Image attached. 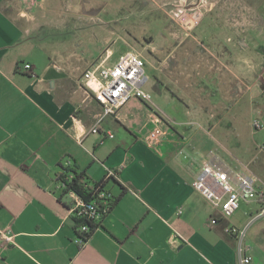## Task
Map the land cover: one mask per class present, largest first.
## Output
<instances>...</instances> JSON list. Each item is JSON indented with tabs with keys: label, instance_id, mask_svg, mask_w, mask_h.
I'll list each match as a JSON object with an SVG mask.
<instances>
[{
	"label": "crops",
	"instance_id": "0c3cea01",
	"mask_svg": "<svg viewBox=\"0 0 264 264\" xmlns=\"http://www.w3.org/2000/svg\"><path fill=\"white\" fill-rule=\"evenodd\" d=\"M175 1L101 0L99 16L117 23L128 4L173 9ZM56 6V0H41L27 10L22 0H0V234L13 236L11 241L0 236V264H240L238 238L226 231L228 225L248 227L251 264H264L258 198L249 208L254 218L244 225L224 217L193 187L202 163L218 153L200 152L196 135L172 127L171 114L153 107L154 102L133 97L117 113L104 114L83 75L97 59L109 64L114 49L101 53L97 44L77 49L68 37L53 36L56 30L90 32L98 26L90 2L79 8ZM189 7L206 13L217 9L215 23L227 12L233 25L244 26L250 23L245 10L252 1L192 0ZM170 37L175 41V35ZM26 62L35 75L24 69ZM201 62L186 47L181 74L200 73ZM208 67L218 66L211 62ZM197 113L200 121L206 118ZM100 118L99 132H92ZM157 124L167 132L159 149L145 142ZM68 162L92 182L104 180L108 168L118 173L107 179L106 191L113 201L120 198L86 241L77 235L72 198L58 179ZM254 174L262 188L261 175Z\"/></svg>",
	"mask_w": 264,
	"mask_h": 264
},
{
	"label": "rangeland",
	"instance_id": "374dc122",
	"mask_svg": "<svg viewBox=\"0 0 264 264\" xmlns=\"http://www.w3.org/2000/svg\"><path fill=\"white\" fill-rule=\"evenodd\" d=\"M56 1L57 10L72 4L79 8V5L90 2L98 26H92L90 32L81 27L74 28V32L67 28L56 30L53 36L68 37L70 46L74 45L77 49L91 44H94V49L97 44L102 53L106 47H113L115 54L109 64L116 63L125 52L139 54L145 61L144 69L148 76L144 89L151 93L156 105L153 107L158 106L172 115L169 114L172 127L188 135L194 133L193 142L200 152L216 151L235 168L249 165L253 173L261 175L264 184V149L261 148L264 145V129L258 130L252 125L256 114L264 109V85L260 81L264 70V0H251L252 7L245 10L250 23L244 26L233 25L227 12H222L224 17L215 23L212 17L217 14V9L207 13L202 9L199 24L192 29H187L181 22L182 15H178L179 11L201 10L189 7L192 0L175 1L174 10L164 5L147 4L141 9V5L128 4L120 10L124 19L117 23H107L106 14L99 16L101 0ZM170 34L175 35V41L185 37V43L181 45L171 41ZM98 35L100 38L96 37ZM195 37L200 38V43H194ZM186 47L202 57L200 73L192 74L191 78L181 74L179 68ZM211 62L218 67L211 70L208 67ZM188 110L191 112L188 113ZM199 110L206 115L201 121L197 113ZM193 121L194 124H191ZM257 189L260 192L264 186L260 188L257 185ZM259 203L261 211L263 204ZM254 206L251 201L249 204L244 201L240 209L224 217L244 225L248 219L254 218V214L249 215V208ZM259 216L262 217L258 218L259 222H264V214ZM262 242L264 244V240ZM244 243L249 250L248 237ZM253 264L260 263L254 261Z\"/></svg>",
	"mask_w": 264,
	"mask_h": 264
},
{
	"label": "built area",
	"instance_id": "2783aa9c",
	"mask_svg": "<svg viewBox=\"0 0 264 264\" xmlns=\"http://www.w3.org/2000/svg\"><path fill=\"white\" fill-rule=\"evenodd\" d=\"M40 2L41 0H22L24 8L27 10L39 5ZM178 15H182L181 22L185 24L187 29H192L199 24L202 13L201 10L182 11V13L179 11ZM106 60L105 58L97 62L86 70L83 75L85 88L93 92L95 100L104 107V114L117 113V110L133 97L149 103L153 102L151 93L144 89L148 76L144 69L145 61L139 54L133 51L125 52L120 55L118 61L113 65L107 64ZM23 66L29 74L35 75L33 64L26 62ZM260 81L264 85V70L260 74ZM101 121L102 118L92 128V132H99ZM252 125L258 130L264 129V110L256 114L252 120ZM166 133V130L157 124L146 135L145 142L149 147L159 149ZM107 135L112 136L113 134L107 132ZM261 148L264 149V145ZM180 152L185 158L189 157V154L183 149ZM67 165L71 166V162H68ZM117 176V170L108 168L105 179L117 178ZM257 180V176L247 165L244 168H235L220 155L213 153L210 158L202 163L193 182V187L202 193L214 206L218 207L223 215H232L241 207L243 201L249 202L257 194L258 200L263 204L259 212V215H262L264 214V189L258 192ZM85 186L94 188L96 185L86 182ZM61 187H65L62 181ZM95 190L98 191L100 199L110 196L104 189L99 190L97 187ZM67 194L72 198L70 211L73 215L86 216L96 222L103 220L105 209L103 210L96 200L86 201L83 196L73 190ZM81 230L89 231L88 225H82ZM247 230V226L228 225L226 227L228 233L234 234L238 238L240 264H251L253 261V256L248 253L247 246H244ZM0 236L6 241H11L13 238V236L2 232Z\"/></svg>",
	"mask_w": 264,
	"mask_h": 264
},
{
	"label": "trees",
	"instance_id": "16d2710c",
	"mask_svg": "<svg viewBox=\"0 0 264 264\" xmlns=\"http://www.w3.org/2000/svg\"><path fill=\"white\" fill-rule=\"evenodd\" d=\"M63 168L64 171L60 174L58 179L65 185V187L63 188L64 194H67L73 190L83 196L86 201L96 200L99 203L100 207L103 210L105 209L104 216L110 211L116 201L120 198L119 196L114 201L112 200L111 196H107L106 198L101 199L99 198L98 191L95 190V188L98 187L99 190H106V183L108 181L107 179H104L100 182H92L87 179L84 173L78 172L75 167L67 166ZM112 178L116 179V177ZM86 182L94 183L96 186L94 188H92L91 186L86 187ZM74 217L76 221L77 235L80 239H82V241L88 240L102 222H96L92 219L87 218L86 216H80L78 214H74ZM82 225H88L89 231H82Z\"/></svg>",
	"mask_w": 264,
	"mask_h": 264
},
{
	"label": "water",
	"instance_id": "95a60500",
	"mask_svg": "<svg viewBox=\"0 0 264 264\" xmlns=\"http://www.w3.org/2000/svg\"><path fill=\"white\" fill-rule=\"evenodd\" d=\"M180 237V236H179Z\"/></svg>",
	"mask_w": 264,
	"mask_h": 264
}]
</instances>
